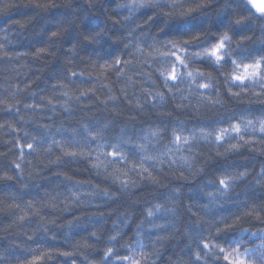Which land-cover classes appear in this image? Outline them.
Masks as SVG:
<instances>
[{"label": "trees", "instance_id": "trees-1", "mask_svg": "<svg viewBox=\"0 0 264 264\" xmlns=\"http://www.w3.org/2000/svg\"><path fill=\"white\" fill-rule=\"evenodd\" d=\"M35 2L36 0H0V42L7 41L4 50L9 53V56L0 54V101H2L0 102V177L5 172L13 176L12 180L0 179V264H17V258L23 259L27 256L30 247L43 246L70 250L71 243L89 235L92 230L91 221L102 212L107 218V223L102 227L97 225L102 239L97 242L96 247L84 249L82 254L69 258L57 256L48 262V264H71L74 259L76 264H86L85 255H87L89 259L95 260L96 264H99L102 256L101 249L107 239V234L112 229L113 221H116L117 215L128 210L126 204L120 206L113 204L111 207L102 206L99 210L95 207L81 210V208L72 206L68 211L53 212L51 209L45 208L42 212V215L47 218L45 222L47 220L55 221V223H48L49 231L45 233L37 231V225L41 223L39 217L29 216L24 222L17 221L16 217L22 213L19 209L6 207V204L9 203L7 196L9 191L13 193L26 192L30 194L26 197L27 200L32 196L39 198L44 195L45 191L53 190L62 195H69V189L76 182L81 184V191H90L93 187L112 191L119 187V184L113 185L110 179L103 175H97L96 169L85 159L73 160L70 157H65L59 149H56L51 155L43 151L37 155L27 148V143L33 142V137L38 142L44 136L56 135V129L61 128V125H63L62 130L67 129L65 135H70L73 128H79L81 122L86 123L89 119L93 121L114 120L117 131L125 124L140 128L148 127L146 121H163L164 124H168L183 120L188 129L183 132V135L189 136L193 130L197 133L201 132L198 125L217 119H226L241 109H251L258 114L261 109H264V102H262L264 96L258 98L254 94V92H259L260 88L253 89L252 81H245L249 84V88L240 93L242 99H237L228 92L230 83H232L231 75L233 72L240 73L242 69L230 62L224 64L223 69L219 72L207 62H197L196 67H189L187 70L179 67L180 73L195 72L198 69L203 71L206 77H211L216 85L215 91L224 105L223 108H220L219 104L216 105L220 111H216L208 105H198L196 103L198 97L189 95L190 90L195 88V84L189 81L182 84L179 90L172 89V92L177 95V100H170L166 109L137 112V100L139 99L143 103L149 92L154 95L156 91H160L166 97H170L172 93L163 86L164 78L160 75L163 70L171 71V66L166 65L162 68L155 62L154 56L147 55V48L143 53L138 52L135 43L136 40L143 39L145 36L163 35L160 28L164 26L165 22L169 23L166 29L167 33L183 34L201 26L207 31V39L216 40L221 28V21L226 23L231 19L233 26L229 30V35L234 36L231 45L233 52L238 53L246 50L256 53L264 50L261 24L253 18V14L259 16L260 13L248 3V0H211L208 7L194 13L197 18L188 21L172 20L159 14L149 21L148 16L153 14L152 10H143L136 14L131 24L126 26L117 22L122 19V16L117 17L113 11L116 5L123 3L124 0H54L57 6L47 10L37 9L34 6ZM177 2L189 4L191 0H177ZM124 14L126 15V12ZM237 18L242 21L241 25L235 24L234 21ZM62 19L74 23L67 26L68 30L64 34L63 42L51 49L56 52V55H44L41 58L31 55L36 48L44 46L48 39L45 34L49 32L50 35V30H55V25ZM15 21L26 23L21 28ZM92 28L103 31L97 41L89 42L85 36ZM130 30L134 35H129ZM74 39L79 42L76 51L72 52L69 51L71 43L68 41L75 43ZM194 43L198 44L199 41ZM241 44L245 46L243 50L239 47ZM25 52L29 55H16ZM177 54L181 55V53ZM117 58L122 61L120 65L116 66L122 69L119 73L114 67L101 74V69L98 66H92L93 60H98L99 63H113ZM232 58H236L235 55ZM171 60L178 64L175 57H171ZM125 61L129 63H124ZM72 71L82 73V75L71 77ZM61 74L70 77L76 83L68 84L67 80L57 79ZM198 82L204 83L205 81L199 80ZM60 83L67 85L63 91L68 92L73 97L72 100L59 92L51 91L53 85ZM173 83H178V81H169V86ZM85 89H90L87 95L91 99L81 97L79 102L76 101L75 97ZM233 91L239 90L233 88ZM181 92L187 97L186 100L180 99ZM199 92L207 95L208 90L199 89ZM109 95L117 97L119 114L112 112L113 102L108 100ZM49 99L53 104H48ZM105 100H107V105L102 103ZM189 101H191V105L187 111L177 109V104H188ZM65 102L73 110L74 118L72 119H69L68 113L64 112L61 107ZM153 102L149 98L147 105L150 106ZM25 105H34V107L28 108ZM53 105L56 108L55 112L51 110ZM237 122V120H232V123ZM219 127H228V125L221 124ZM207 130L209 129H205V131ZM232 135L236 134L232 133ZM260 135L258 129L254 134L249 130L246 138L258 141ZM59 138L57 135V139ZM173 139L174 137L169 133L168 138L161 139L159 143L153 141L149 147L158 149L160 153L171 149L170 155L173 159L181 155H197V153L183 151V149H187L188 145L182 144V142L170 143ZM199 145L201 147L198 154L200 164L197 167L206 165L208 173L206 177L202 175L189 176L187 170L182 175L177 170V165L170 164L167 159L164 164H157L161 173L160 185L148 184L141 177L130 173L133 179L138 181L139 188L133 189L138 192L137 196L132 197L134 201H137L136 210L132 213L135 222H130L129 226L124 229V242L135 243V224L144 220L141 210L144 208L145 201L159 193L166 192L167 187L177 185L182 187L183 203L186 207L196 202L195 193L201 184L206 183L208 179H217L224 168L235 171L236 167L234 166L248 164L249 171L252 173L253 163H255L254 171L258 172L260 162H264V154H260L258 151V149L264 148V145L258 143L253 145L257 151L245 146L239 153L220 156L216 155L215 143L208 145L206 141L200 140ZM34 147H36L35 143ZM91 147L96 149V144H92ZM177 147H180L182 151L177 152ZM106 150L111 151V149ZM220 151L223 153L224 150L220 149ZM21 153H23V160H21ZM57 156L61 157L59 161L56 160ZM15 163H21L24 173L23 183L15 178L16 173L20 171L15 168ZM149 163L151 161L145 162V166L147 167ZM237 183L239 186L233 193V198L228 199L220 209L222 215L227 216L236 210L234 200L246 198L247 185L241 182ZM24 184H27L28 187L25 188ZM248 195L264 198V189L257 187L248 192ZM193 211L196 209L193 208ZM77 219L89 227H76L69 234L65 225L68 221ZM189 219L195 220L196 217L188 213L185 216V221L187 222ZM164 222V220L160 221V223ZM229 222H232L231 219ZM245 228L250 232L259 231L264 228V224H260L255 219H242L232 229L223 232L218 239L223 244L226 239L236 238ZM213 234L215 235V233ZM29 235L33 236L32 240L28 239ZM53 235H55V239L51 238ZM68 235L74 239L66 240L65 237ZM247 236L248 233H245V244L240 246L241 252L245 247L255 248L262 242L259 237L247 239ZM189 243L190 241L185 238L182 232H178L175 238H169L160 247L161 258L157 264H176L181 257L186 260L195 250V245L192 248L187 247ZM120 254H127V250L120 248ZM123 264H127V262L125 261ZM212 264H227V262L221 259L213 261Z\"/></svg>", "mask_w": 264, "mask_h": 264}, {"label": "snow or ice", "instance_id": "snow-or-ice-1", "mask_svg": "<svg viewBox=\"0 0 264 264\" xmlns=\"http://www.w3.org/2000/svg\"><path fill=\"white\" fill-rule=\"evenodd\" d=\"M210 2L211 0H191L189 4H185L178 3L177 0H124L123 3L117 4L113 11L117 17L122 16V19L117 22L126 26L131 24L136 14L143 10H152L153 14L148 16L149 21L157 14L172 20L188 21L197 18L194 13L208 7ZM248 3L260 13L259 16L253 14V18L260 22L261 35L264 38V5L257 4L255 0H248ZM34 6L37 9L47 10L57 5L54 0H36ZM125 12L126 15L124 14ZM234 22L236 25H241L242 23L238 18ZM15 23L23 28L26 22L15 21ZM73 23V21L63 19L59 21L55 25V30H50V35L49 32L45 34L48 39L45 41L44 46L36 48L31 55L36 58H41L44 55L55 56L56 52L51 51V49L63 42L64 34L68 30L67 26ZM168 24L165 22L164 26L160 28V32L163 35L145 36L143 39L136 40L135 47L141 53L147 48V55L154 56L155 62L162 68L166 65L171 66V71L163 70L160 75L164 78L163 86L168 88L172 94L170 97H166L160 91H156L154 95L149 92L143 103L139 99L137 100V112L143 113L152 109L156 111L166 109L170 100H177V95L172 92V89L179 90L182 84L189 81L195 84V88L190 90L189 95L198 97L196 100L198 105H208L216 111H220V108H223L224 105L215 91L216 85L210 76L206 77L204 72L198 69L195 72H179V67L187 70L189 67H196L197 62H207L217 72L222 70L224 64L229 62L237 68L242 67V74L233 72L231 75L232 83H230L228 92L233 97L242 99L240 93L249 88V84L245 83V81H252L251 86L253 89L256 87L260 88V91L254 92V94L258 98L264 96V50L256 53L247 52L246 50L234 53L231 47L234 36L229 35L233 20L229 19L226 23L221 21V28L216 40L207 39V31L202 29L201 26L183 34L167 33ZM102 31H98L96 28L89 29L85 39L89 42L97 41ZM129 35H134L133 31L130 30ZM74 41L76 42L68 41L71 43L69 51H76L79 40L74 39ZM197 41H199L198 44L194 43ZM6 43L7 41L0 42V54L9 56V53L4 50ZM239 47L243 50L245 46L241 44ZM177 53H181V55ZM16 55H29V53H17ZM234 55L236 58L233 59ZM171 57H175V61L178 64L172 62ZM69 61H71V58H69ZM121 63L122 61L119 58L115 59L113 63H99L98 60H93L92 66H98L101 69V74L103 71L114 67L119 73L122 69L116 66ZM124 63L129 62L125 61ZM79 75H82V73L71 72V77ZM57 79L67 80L68 84L76 83V81L64 74H61ZM199 80H204L205 82L200 83L198 82ZM169 81H178V83H173L169 86ZM66 87V84L60 83L53 85L51 91L53 93L59 92L61 95L67 96L69 100H72L73 97L68 92L63 91ZM233 88L239 91H233ZM199 89H207V95L199 92ZM88 91L90 89L82 90L80 95L75 97V100L79 102L81 97L91 99L87 95ZM109 92H111V89H109ZM149 98L154 101L150 106L147 105ZM180 99H187L183 92L180 93ZM108 100L113 102L111 105L112 112L119 114V104L116 103L117 97L109 95ZM102 103L107 105V100L102 101ZM48 104H53L51 99L48 100ZM217 104L220 105V108H216ZM190 105L191 101L188 104H177L176 107L187 111ZM25 107L30 108L34 107V105H25ZM61 107L64 112L68 113L69 119L74 118L73 110L67 106V102ZM51 110L53 112L56 111L55 105H53ZM232 120H237L238 122L232 123ZM146 123L148 127L140 128L125 124L117 131L114 120L93 121L89 119L86 123L81 122L79 128H73L70 135H65L67 129L62 130L63 125H61V128L56 129V135L44 136L38 142L33 137V142L27 143V148L37 153V155L41 151L51 155L56 149H59L60 153L65 157H70L73 160L78 158L85 159L96 169L97 175H103L110 179L113 185L118 183L119 187L112 191L96 187L91 188L90 191H81V184L76 182L69 189V195H62L58 191L53 190L51 192L45 191L44 195L39 198L32 196L27 200L26 197L30 195L29 193H13L9 191L7 196L9 203L6 204V207L19 209L20 213H22L16 217L19 222H24L29 216L39 217L41 223L37 225V231L47 233L49 231L48 223H55V221L47 220L45 222L47 218L42 215L45 208L51 209L53 212L68 211L72 206L81 208V210L93 207L99 210L102 206L111 207L113 204L118 206L126 204L128 210L117 215L116 221H113L112 229L107 234V239H105L101 249L102 256L99 264H116V262L123 264L125 261L127 264H157V261L161 258L160 247L169 238H175L178 232H182L185 238L190 241L187 247L192 248L195 245V250L186 260L181 257L176 264H212L213 261L221 259L227 264H264V228L252 232L246 228L242 229L236 238L232 240L226 239L223 244L218 239L223 232L232 229L242 219H255L260 224H264V198L248 195V192L253 191L257 187L264 189V162H260V170L258 172L254 171L255 163H253L252 173L249 171L248 164L234 166L236 167L235 171L224 168L217 179H208L206 183L201 184L195 193L196 202L186 207L183 203L182 187L178 185L167 187L166 192L159 193L145 201L144 208L141 210L144 220L135 224V243L123 241L124 229L129 226L130 222H135L132 213L136 210L137 201H134L132 197L138 195V192L133 191V189L139 188L138 181L133 179L130 173L141 177L148 184L160 185L161 173L157 168V164L162 165L167 159L170 164L177 165V170L182 175L187 170L189 176L202 175L206 177L208 175L206 165L197 167L200 164L198 154L201 147L199 141L204 140L208 145L215 143L217 156L239 153L245 146L257 151V149L253 148L254 144L264 145V109H261L258 114L251 109H241L238 113L230 115L226 119H217L198 125L201 128V132L197 133L193 130L189 136L183 135V132L188 130L183 120L168 124H164L163 121H146ZM221 124H227L228 127L221 128L219 127ZM205 129L209 130L205 131ZM257 129L261 133L258 141L246 138L249 130L254 134ZM169 133L174 137L170 143L182 142V144L188 145L187 149H183V151L197 153V155H181L173 159L172 155H170L171 149L163 153H160L158 149H150L149 145L153 141L159 143L161 139L168 138ZM232 133L236 135H232ZM57 135L60 137L59 139H57ZM34 143L36 147H34ZM92 144H96V149L91 147ZM106 149H111V151ZM220 149L224 150L223 153H221ZM176 151L180 152L182 149L177 147ZM258 151L260 154H264V148H260ZM60 158V156H57L56 160L59 161ZM21 160H23V153H21ZM148 161H151V163L146 167L145 162ZM15 168L20 170L16 173L15 178L23 183L24 173L21 169V163H15ZM145 173L147 175H144ZM250 176L252 177L251 179ZM0 179L12 180L13 176L5 172ZM237 182L247 185L245 190L246 198L234 200L236 210L230 212L227 216L222 215L220 209L228 199L233 198V193L236 192L239 186ZM24 187L27 188L28 185L24 184ZM205 199L206 202H204ZM61 205H63V208H61ZM193 208L196 211H193ZM188 213L191 216H195L196 219H189L186 222L185 216ZM230 219L231 223L229 222ZM161 220L165 222L160 223ZM106 223L107 218L104 213L100 212L91 221L92 230L89 235L81 237L75 243H71L70 250L43 246L30 247L27 256L23 259L17 258V264H48L57 256L69 258L82 254V250L96 247L97 242L102 239L97 225L102 227ZM65 227L70 234L76 227L87 228L89 225L77 219L68 221ZM245 233H248L247 239L259 237L262 243L255 248L245 247L244 251L241 252L240 246L245 244ZM51 238L55 239L56 237L53 235ZM28 239L32 240L33 236L29 235ZM65 239L71 240L74 238L68 235ZM120 248L126 249L127 254L121 255ZM85 261L86 264H96V261L89 259L87 255H85ZM71 264H76V261L73 259Z\"/></svg>", "mask_w": 264, "mask_h": 264}, {"label": "rangeland", "instance_id": "rangeland-1", "mask_svg": "<svg viewBox=\"0 0 264 264\" xmlns=\"http://www.w3.org/2000/svg\"><path fill=\"white\" fill-rule=\"evenodd\" d=\"M255 2L257 3V4H261V5H264V0H255ZM256 10V9H255ZM241 74L243 73V68L241 69V72H240ZM262 243V242H261ZM260 243V244H261Z\"/></svg>", "mask_w": 264, "mask_h": 264}]
</instances>
